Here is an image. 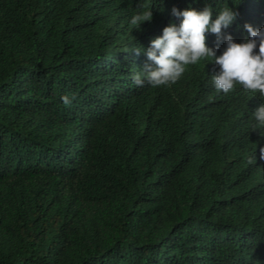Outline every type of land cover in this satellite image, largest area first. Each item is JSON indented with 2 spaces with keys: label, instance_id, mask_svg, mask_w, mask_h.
<instances>
[{
  "label": "trees",
  "instance_id": "obj_1",
  "mask_svg": "<svg viewBox=\"0 0 264 264\" xmlns=\"http://www.w3.org/2000/svg\"><path fill=\"white\" fill-rule=\"evenodd\" d=\"M225 6L235 42L264 26V0H0V264H264V100L203 60L133 82L173 7Z\"/></svg>",
  "mask_w": 264,
  "mask_h": 264
},
{
  "label": "clouds",
  "instance_id": "obj_2",
  "mask_svg": "<svg viewBox=\"0 0 264 264\" xmlns=\"http://www.w3.org/2000/svg\"><path fill=\"white\" fill-rule=\"evenodd\" d=\"M172 14L182 17L179 26L169 24L162 30V35L150 41L145 50L147 61L143 65L142 73L133 77V82L138 87H143L147 82L151 87L170 86L175 84L185 73L189 65L200 61L212 62L218 70L212 75V83L217 92L225 94L233 91L237 85L245 92L258 95L264 100V26L254 29L245 23L244 29L249 38L237 43L231 35L223 33L236 19L238 13L227 6L221 8L215 20L209 7L197 11L195 9L177 10L172 8ZM150 9L139 11L131 17L130 25L139 29L141 22L151 21ZM211 32L216 36V47L209 48L205 41V33ZM221 39L225 47L220 55ZM136 55L141 48L133 49ZM143 76V79H142ZM65 105L71 100L68 96L61 97ZM256 124L252 129L264 126V103L252 113ZM260 159L264 160V147L260 148ZM255 162V156L249 163Z\"/></svg>",
  "mask_w": 264,
  "mask_h": 264
}]
</instances>
